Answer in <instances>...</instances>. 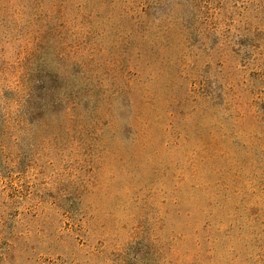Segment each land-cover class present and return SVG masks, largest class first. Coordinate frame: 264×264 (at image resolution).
I'll list each match as a JSON object with an SVG mask.
<instances>
[{"label":"rangeland","instance_id":"obj_1","mask_svg":"<svg viewBox=\"0 0 264 264\" xmlns=\"http://www.w3.org/2000/svg\"><path fill=\"white\" fill-rule=\"evenodd\" d=\"M263 100L264 0H0V264H264Z\"/></svg>","mask_w":264,"mask_h":264},{"label":"trees","instance_id":"obj_2","mask_svg":"<svg viewBox=\"0 0 264 264\" xmlns=\"http://www.w3.org/2000/svg\"><path fill=\"white\" fill-rule=\"evenodd\" d=\"M254 106L255 107L257 106L259 108V111H261L259 118H260V122H262L264 124V100L263 101H257V102L255 101ZM228 107L231 108V104H229V102H228ZM228 107H226L225 109L228 110ZM238 121H239V119H238ZM259 132H260V134H262V137L264 139V127ZM220 138H221V135H219L218 132H215L211 135V143L210 144H211L212 148H209V151L211 153V156H213V157H218L221 155V147H220L219 142H218Z\"/></svg>","mask_w":264,"mask_h":264}]
</instances>
